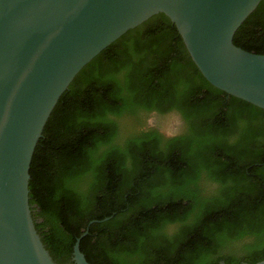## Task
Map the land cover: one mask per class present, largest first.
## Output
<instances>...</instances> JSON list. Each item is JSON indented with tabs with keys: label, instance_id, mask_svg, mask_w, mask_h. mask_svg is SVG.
Segmentation results:
<instances>
[{
	"label": "trees",
	"instance_id": "16d2710c",
	"mask_svg": "<svg viewBox=\"0 0 264 264\" xmlns=\"http://www.w3.org/2000/svg\"><path fill=\"white\" fill-rule=\"evenodd\" d=\"M234 42L264 52V0ZM152 113L181 124L168 135ZM30 174L35 226L59 264H74L93 220L80 244L91 264L264 260V109L212 85L164 13L80 71Z\"/></svg>",
	"mask_w": 264,
	"mask_h": 264
},
{
	"label": "water",
	"instance_id": "95a60500",
	"mask_svg": "<svg viewBox=\"0 0 264 264\" xmlns=\"http://www.w3.org/2000/svg\"><path fill=\"white\" fill-rule=\"evenodd\" d=\"M261 1L0 0V264H59L35 226L30 169L52 112L80 71L164 13L212 85L264 109V52L234 42ZM96 221L77 237L74 264H91L80 244Z\"/></svg>",
	"mask_w": 264,
	"mask_h": 264
},
{
	"label": "rangeland",
	"instance_id": "374dc122",
	"mask_svg": "<svg viewBox=\"0 0 264 264\" xmlns=\"http://www.w3.org/2000/svg\"><path fill=\"white\" fill-rule=\"evenodd\" d=\"M148 120H147L148 126L149 125L159 126L160 129L168 135H173L177 131V126L174 123L175 117L173 115L167 117H156V118L149 117Z\"/></svg>",
	"mask_w": 264,
	"mask_h": 264
},
{
	"label": "flooded vegetation",
	"instance_id": "af4514ba",
	"mask_svg": "<svg viewBox=\"0 0 264 264\" xmlns=\"http://www.w3.org/2000/svg\"><path fill=\"white\" fill-rule=\"evenodd\" d=\"M157 117V114H155V113H152V115L150 116V118H156ZM150 120H153V119H150ZM176 120V121H175ZM175 120H174V123L176 124V126H180V124H181V122H180V119L178 118H175ZM149 121V120H148ZM34 207H36V209H32V214L33 213H36V211H39V208H38V206H37V204H34L33 205ZM36 217V218H35ZM43 220V218H41V217H37V216H34V222H35V224H36V222H41ZM72 261H74L73 260V258H72ZM222 262V261H221ZM224 262V261H223ZM243 263H246V262H243ZM72 264V263H71ZM227 264V263H226Z\"/></svg>",
	"mask_w": 264,
	"mask_h": 264
}]
</instances>
